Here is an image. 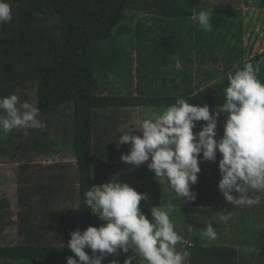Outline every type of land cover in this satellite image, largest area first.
Returning <instances> with one entry per match:
<instances>
[{"label": "trees", "instance_id": "1", "mask_svg": "<svg viewBox=\"0 0 264 264\" xmlns=\"http://www.w3.org/2000/svg\"><path fill=\"white\" fill-rule=\"evenodd\" d=\"M8 2L13 19L0 24V97L17 94L23 101L21 95L32 92L46 127L30 129L27 136L18 130L0 134V160L24 162L18 176L22 212L17 221L23 241L0 246V262L66 264L68 256L76 257L64 244L70 235L63 236L65 231L61 229L83 231L102 223L87 207L85 193L99 178L113 174L108 164L129 149L128 144H116L122 132L117 130L120 122L111 119L112 115L136 108L159 114L178 98L192 104L206 103L210 111L219 108L234 65L260 62L259 79L264 82V49L252 53L251 46H243L246 30L237 10L216 9L203 0ZM243 5L262 10L264 0H243ZM211 9L213 29L204 31L195 17L201 10ZM130 13L150 17L147 24L138 21L133 26ZM108 76L119 86L127 83L126 94L108 88ZM133 77L136 82L131 89ZM65 109L67 114L62 112ZM60 113L63 120L58 118ZM107 113L110 116L105 117ZM63 150L74 159L73 182L60 171L65 169L61 164L40 165L37 175L26 173L38 155L53 158ZM219 159L217 152L215 161H200L197 183L191 186L197 193L194 201L183 202L166 185L171 191L163 194L156 188L154 205L168 207L171 202L173 218L183 219L189 212L192 218L202 214V223L208 224L211 209L223 200L215 190L220 178ZM144 175L138 180L142 185L147 181L143 188L148 192L154 189L155 180L153 172ZM173 194L176 196L172 200ZM257 216L236 217L241 224L236 233L245 236L244 242L224 239L223 224L214 228V241L202 235L205 229L185 235L188 264H264V227L254 233V227L264 220ZM12 224L5 205L0 208V238L4 228ZM50 229L56 233L49 235ZM250 236H255L253 243L247 240ZM243 243L254 249L250 259H244L239 247ZM85 251L91 254L90 249ZM113 259L118 264L124 262L119 255H108L102 264ZM134 264L147 262L136 258Z\"/></svg>", "mask_w": 264, "mask_h": 264}, {"label": "clouds", "instance_id": "2", "mask_svg": "<svg viewBox=\"0 0 264 264\" xmlns=\"http://www.w3.org/2000/svg\"><path fill=\"white\" fill-rule=\"evenodd\" d=\"M212 12L201 10L195 17L204 31L213 29ZM12 19V5L0 0V24ZM233 67L219 108L210 114L206 103L192 104L178 98L162 113L141 119L136 128L122 132L116 144H128L129 149L120 159L131 167L146 163L158 183L170 185L184 202L196 199L191 186L197 183L200 161H215L219 152L218 189L226 203L258 204L259 199L249 193L264 192V82L259 79L260 62ZM221 114L223 134L216 139ZM199 121L205 123L194 132ZM45 127L46 121L35 104L21 101L17 94L0 97V134L18 130L27 136L30 129ZM147 200L146 193L115 175L92 185L85 193L86 205L102 223L70 232L66 247L78 259L68 256L66 264H102L105 256L129 252L130 245L147 264H188L190 253L186 248L177 249V245H187L188 241L176 231L170 218L174 205L169 202L166 208L150 207L149 218L140 208V202ZM220 219L226 222L230 216L222 215ZM202 235L209 241L217 238L211 223L206 224ZM85 249H90L91 254ZM132 261L128 256L123 264ZM109 264L118 261L113 259Z\"/></svg>", "mask_w": 264, "mask_h": 264}, {"label": "rangeland", "instance_id": "3", "mask_svg": "<svg viewBox=\"0 0 264 264\" xmlns=\"http://www.w3.org/2000/svg\"><path fill=\"white\" fill-rule=\"evenodd\" d=\"M203 1H206V3H208V6H211L216 9L237 10L239 12V15L242 17L244 29L246 30L243 36V46L244 47L251 46L252 53L260 52L261 50L264 49V9L259 10L256 8H246L243 5V0H203ZM131 16H133L132 17L133 26L138 21H141V23L144 22L147 24L149 17H150L149 15H145V14H138V15L131 14ZM126 51H130V49L127 48ZM107 80H108V88L113 87L114 89L116 88L118 90L117 91L118 94H126L127 83H123L120 86L118 83L114 84L115 81L112 78V76H108ZM135 82L136 81H134V77H133L132 84H129L130 86L129 88L133 89L135 87ZM158 83L159 82H157V84ZM16 91H19V88ZM21 97L25 98L23 101H28L30 103L35 104V98L32 92H28L26 94L23 93ZM213 110L210 111V114ZM62 112L64 114H67L68 109L63 110ZM150 115H155V114L151 113L149 110H144L140 108L126 109V110H121L120 112L112 115L111 119H114L115 121L120 122V125L117 130L124 132V131H130L136 128V126L138 125L141 119L147 118ZM104 116L105 117L110 116V113H107ZM58 118L60 120H63L62 113L59 114ZM204 123H205L204 121L196 122V127L193 129V131L194 132L199 131ZM223 123H224V115L221 114L218 117V121H217L216 137H215L216 139H219L223 134ZM133 134L139 135L141 133L134 132ZM120 156L121 155L117 154L114 161L111 164H108L112 168L113 170L112 172L114 173L110 174V176L107 179L99 178L96 182V185H99L102 182H106L111 176L115 175L117 176L118 179H121V181L128 183L130 186H132L137 191L144 192L146 194L148 193L147 201L150 202V198H151L152 199L151 203L145 204V201H141L140 208H141V211H143L146 216L150 217L149 209L150 207L155 206L154 198H153V193L155 189L159 188L160 193L163 191V194H164V191L167 194L168 192L171 191V189L166 188V185L168 186L167 183L159 184L158 181L154 178V173H153L152 180H155V183H154L155 187L154 189L146 192L143 186L148 185L147 181L143 180L144 183L142 185L140 183V180L138 179H140L141 174H145L144 176H146V174H149L150 172H152L151 170L147 168V164L146 163L142 164L139 167H131L127 163L123 162L120 159ZM23 163L24 162L19 159L0 160V208H4L5 205H7V210L10 213L11 220L13 222L11 226H7L4 228L1 238H0V246L10 245V244L18 245L23 241V235L18 231V228H17L18 215L20 211L22 212V208L18 205V186H19L18 176L21 170L20 168L22 167ZM44 164H61L62 167H64L65 169L61 168L60 171L67 175L66 178L68 182L74 181L73 171H74L75 163H74L73 157L69 154L67 150H63V153H60L53 158H48L46 155H40V156L38 155L36 158L32 159L30 163V167L27 169L26 173L37 175L38 173H41L38 170V167ZM43 174L44 176H47V173L45 171H43ZM219 179L216 180L217 185L215 186V190H217L218 192H220L218 189ZM160 193H159V196H160ZM233 194L235 195V193ZM250 194H252L251 195L252 197L259 199L258 204H255L252 206H232L226 203L222 195L223 200H221V202L218 205H215L211 209L212 212L210 211V216L206 218L208 220L207 222L214 224L213 226L214 228H216L220 224H223L224 227L222 228V234H223L224 239H227L233 242L236 239H239L244 242L245 236L243 234L236 233L241 229V224L238 223V219H237L239 216L251 214V216L254 218L256 215H258L257 217L262 218L264 220V194H259L257 192H251ZM175 196L176 194H173V197L171 196L170 198L172 199ZM160 197L162 198L165 196L162 195ZM74 207L75 206L72 205V208ZM189 209L190 208H188V210ZM206 211L208 212L209 210H206ZM200 215L202 214H199V218H192L189 212L185 214L186 217H184L183 219H180V218H173V215H171L170 213V218L172 217L171 220L174 222L176 231L185 238V235L192 236L193 233L195 232V229L197 231L205 229L206 225L202 223V219H200ZM222 215H229L230 219H228L225 222L220 219ZM99 221H101L100 218H99ZM228 221L231 223L232 226L229 225ZM184 224H186V227H184ZM263 227H264V221L254 227V233L256 234L258 230H260ZM76 229L77 228H68L67 230H65L64 228H62L61 230L65 231V234L63 236H67V235H70L71 231L76 230ZM48 232H49V235L52 232L54 234L56 233L55 230L53 231L52 229H50ZM59 236L60 235H58V237ZM254 237L255 236H250L247 238V240L253 243ZM235 247L237 246L235 245ZM239 247H242L243 249L242 254L244 256V259H250V254L254 250L253 247L246 243L241 244V246ZM184 248H187L186 245H183V246L177 245L178 250H183ZM119 256L120 258L123 259L122 261H124L128 256H131L133 258L132 264L136 262V258H139V262L143 260L142 257L136 255L135 248L134 246H131V245H130L129 252L127 253L120 252ZM0 264H2V262H0Z\"/></svg>", "mask_w": 264, "mask_h": 264}, {"label": "crops", "instance_id": "4", "mask_svg": "<svg viewBox=\"0 0 264 264\" xmlns=\"http://www.w3.org/2000/svg\"><path fill=\"white\" fill-rule=\"evenodd\" d=\"M65 243L67 244L68 242H65ZM65 243H64V244H65Z\"/></svg>", "mask_w": 264, "mask_h": 264}]
</instances>
